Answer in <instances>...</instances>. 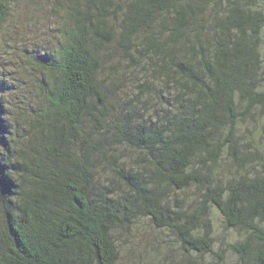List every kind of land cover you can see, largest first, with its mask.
Here are the masks:
<instances>
[{
    "label": "trees",
    "instance_id": "trees-1",
    "mask_svg": "<svg viewBox=\"0 0 264 264\" xmlns=\"http://www.w3.org/2000/svg\"><path fill=\"white\" fill-rule=\"evenodd\" d=\"M23 1L0 264H264V0H25L29 41Z\"/></svg>",
    "mask_w": 264,
    "mask_h": 264
},
{
    "label": "rangeland",
    "instance_id": "rangeland-1",
    "mask_svg": "<svg viewBox=\"0 0 264 264\" xmlns=\"http://www.w3.org/2000/svg\"><path fill=\"white\" fill-rule=\"evenodd\" d=\"M23 2L24 3L22 5L23 6L22 8H16V7L14 8V10H13V16H12V24L13 23L20 24V29L17 30L18 31V35H19V32L20 33L23 32V35L22 36H24V38L26 40H28V41L29 40H32V38H36L38 36L39 37H43V35L45 34V32H44L45 28L47 26H49V27L50 26L51 27L54 26L51 23V19L47 17L45 20H42V15H43L42 13H33V12H35V10L33 9L34 4H32V3L27 4V1H25V0ZM26 13H28V15H26ZM29 13H31V14H29ZM49 21H50V24H48ZM15 28L16 27H14L13 25L10 24L5 29L6 30V36H5V38H6V40L8 42H5L3 36H1V39L4 42L3 43L4 44V47L8 48L9 45H10L11 40L12 39H15L13 37V29H15ZM25 28L26 29L29 28V30H27L26 32H24L25 31ZM27 32L32 37H30V36H27L26 37ZM41 39L42 38H38V40H41ZM21 42H24V41L22 39H20L18 41V43L23 44ZM23 45H25V44H23ZM20 51L21 50H18V51H15V52H8V53H5V54L6 55H11V56H14V55L19 56ZM5 54H3L2 52H0V56L2 55L1 56L2 59H6L7 56ZM153 241L151 240L150 243H152ZM143 254H145V252H141V253H138V252L136 253L135 252V256L134 255H131V258L137 261V260H140L141 257H143ZM124 257H125L124 260H128V257H126V256H124ZM129 259H130V257H129ZM131 264H133V263H131Z\"/></svg>",
    "mask_w": 264,
    "mask_h": 264
}]
</instances>
